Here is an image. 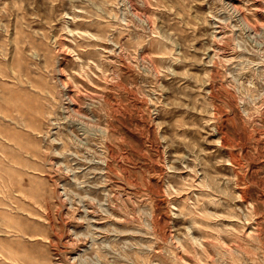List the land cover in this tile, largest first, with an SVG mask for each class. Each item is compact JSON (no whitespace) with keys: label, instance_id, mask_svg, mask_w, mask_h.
Returning a JSON list of instances; mask_svg holds the SVG:
<instances>
[{"label":"rangeland","instance_id":"374dc122","mask_svg":"<svg viewBox=\"0 0 264 264\" xmlns=\"http://www.w3.org/2000/svg\"><path fill=\"white\" fill-rule=\"evenodd\" d=\"M0 264H264V0H0Z\"/></svg>","mask_w":264,"mask_h":264},{"label":"bare ground","instance_id":"6f19581e","mask_svg":"<svg viewBox=\"0 0 264 264\" xmlns=\"http://www.w3.org/2000/svg\"><path fill=\"white\" fill-rule=\"evenodd\" d=\"M247 20V19H246ZM248 21V20H247Z\"/></svg>","mask_w":264,"mask_h":264}]
</instances>
